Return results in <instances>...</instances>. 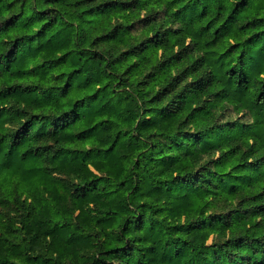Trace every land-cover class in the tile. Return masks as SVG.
Segmentation results:
<instances>
[{
  "label": "trees",
  "instance_id": "1",
  "mask_svg": "<svg viewBox=\"0 0 264 264\" xmlns=\"http://www.w3.org/2000/svg\"><path fill=\"white\" fill-rule=\"evenodd\" d=\"M264 264V0H0V264Z\"/></svg>",
  "mask_w": 264,
  "mask_h": 264
},
{
  "label": "rangeland",
  "instance_id": "2",
  "mask_svg": "<svg viewBox=\"0 0 264 264\" xmlns=\"http://www.w3.org/2000/svg\"><path fill=\"white\" fill-rule=\"evenodd\" d=\"M86 264H89V263H86Z\"/></svg>",
  "mask_w": 264,
  "mask_h": 264
}]
</instances>
